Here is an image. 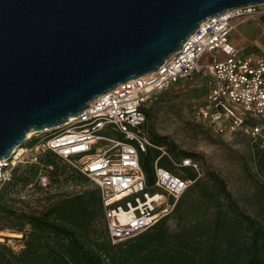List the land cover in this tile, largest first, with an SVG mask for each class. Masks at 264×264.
<instances>
[{"label": "built area", "instance_id": "1", "mask_svg": "<svg viewBox=\"0 0 264 264\" xmlns=\"http://www.w3.org/2000/svg\"><path fill=\"white\" fill-rule=\"evenodd\" d=\"M255 17L262 19L256 24L264 36V4L207 18L156 71L116 85L62 126L34 133L49 134L29 149L14 148L9 157L0 160V186L23 163L20 150L31 153V159L24 162L30 165L40 156L52 154L99 190L101 221L109 243L129 240L152 228L173 213L195 182L186 170L198 172L190 158L176 162L158 148L160 154L152 165L153 183H147L141 155L157 148L151 143L146 116L152 98L172 85L200 76L206 83V95L195 114L212 133L251 139L264 134V52L243 54L230 38L235 19ZM214 53L224 59L212 56ZM205 54L211 57L203 64L200 61ZM163 157L175 170L159 164Z\"/></svg>", "mask_w": 264, "mask_h": 264}, {"label": "water", "instance_id": "2", "mask_svg": "<svg viewBox=\"0 0 264 264\" xmlns=\"http://www.w3.org/2000/svg\"><path fill=\"white\" fill-rule=\"evenodd\" d=\"M264 0H0V160L116 85L154 72L198 25Z\"/></svg>", "mask_w": 264, "mask_h": 264}, {"label": "rangeland", "instance_id": "3", "mask_svg": "<svg viewBox=\"0 0 264 264\" xmlns=\"http://www.w3.org/2000/svg\"><path fill=\"white\" fill-rule=\"evenodd\" d=\"M241 19L243 18L235 19L233 24L238 26L236 28L239 30L243 25L254 28L256 40L252 48L239 40V44L235 43L236 48L243 54L262 55L264 36H261L255 27V23L261 22L262 19H247L244 24ZM236 34L237 30L234 29L231 40ZM212 56L219 60L224 59L219 53ZM210 57L205 54L200 62L208 63ZM205 86L202 77H193L170 86L148 102V128L151 143L157 148L151 147L146 154L141 155L142 159L149 161L154 151L160 153L158 148H161L176 162L188 157L197 165V173L192 169L186 170L185 173L195 176L197 186L194 182L189 188V194L182 204L181 217L178 218L172 213L159 223H162V229L168 235H173L180 229H189L196 221H200L204 226L202 236L198 238L200 241H197L198 246L212 242L211 232L204 229H213L217 208L226 211L227 217H232L222 195L218 194L216 178L224 181L239 213L246 214L264 227V134L251 139L240 134L221 137L212 133L195 114L197 107L204 101ZM48 134H33L28 139L27 135L21 147L29 149ZM156 137L163 140L155 144ZM48 157L46 155L42 160H36L30 167V164L24 162L31 159V153H24L20 158L23 163L16 166L11 172L10 180L0 186V208L4 210L0 212V244L12 251L13 256L10 257L9 264H47L43 263V254L46 245L51 244L53 240L50 235L35 230L25 220V216H40L52 203L82 194L86 190L97 189L90 180L79 175L70 165L58 158H49L50 164L46 165L44 161ZM162 161L167 163L171 170H175L168 158L163 157ZM231 223L233 228L230 227L224 234L220 232V238L215 240L225 251L234 239H238L240 243L246 242L247 232L240 217L233 215ZM82 240L85 244L94 241L107 243L101 221H93ZM124 242L109 243L113 247L110 254Z\"/></svg>", "mask_w": 264, "mask_h": 264}, {"label": "trees", "instance_id": "4", "mask_svg": "<svg viewBox=\"0 0 264 264\" xmlns=\"http://www.w3.org/2000/svg\"><path fill=\"white\" fill-rule=\"evenodd\" d=\"M146 116L148 120L147 110ZM162 140L156 137L154 142L158 144ZM159 154L154 151L149 161L141 158V166L149 185L153 183L152 165ZM46 155L49 157L44 162L49 165V158L56 157L52 154ZM46 155L40 156L39 161ZM159 164L170 170L162 159ZM188 177L195 178L192 175ZM215 180L218 184V194L222 195L232 217H227L226 211L217 208L213 229H204L211 232L212 242L204 246L197 245L204 226L200 221H196L189 229H180L173 235H168L162 229V223H157L118 245L113 254H110L113 247L108 240L107 243L94 241L85 244L82 237L90 224L102 220V200L98 189L86 190L82 194L59 200L52 203L44 214L24 218L35 230L51 236L53 242L46 245L43 254V263L47 264H264V227L246 214L239 213L224 181L220 178ZM188 190L181 196L173 211L178 218L181 217L182 204L189 194ZM2 211L3 208H0V212ZM233 215L240 217L244 225L247 232L246 242L240 243L238 239H234L225 251L215 240L220 238V232L224 234L230 227L233 228ZM12 256V251L0 244V264H9Z\"/></svg>", "mask_w": 264, "mask_h": 264}, {"label": "crops", "instance_id": "5", "mask_svg": "<svg viewBox=\"0 0 264 264\" xmlns=\"http://www.w3.org/2000/svg\"><path fill=\"white\" fill-rule=\"evenodd\" d=\"M244 22H246V20L241 19V23L244 24ZM236 27L238 26L235 25V29L237 30L236 37L238 38L234 37V39L231 40V42L235 45V43L239 44V40H241L243 41V43L247 44V47L252 48V46H254V41L256 40L255 31H253L254 28L249 27V25H243V28L239 30V28ZM255 27H257L256 23H255ZM257 29L259 31L258 27Z\"/></svg>", "mask_w": 264, "mask_h": 264}, {"label": "bare ground", "instance_id": "6", "mask_svg": "<svg viewBox=\"0 0 264 264\" xmlns=\"http://www.w3.org/2000/svg\"><path fill=\"white\" fill-rule=\"evenodd\" d=\"M47 130H49V129H46L44 131H47ZM33 134H34V132H29V134L27 133V135H28V136L26 135L27 136V139L30 138ZM23 153H24V151L23 150L22 151L20 150L18 155H23ZM0 241H2V239H0Z\"/></svg>", "mask_w": 264, "mask_h": 264}]
</instances>
